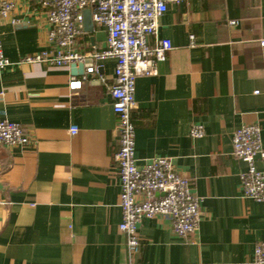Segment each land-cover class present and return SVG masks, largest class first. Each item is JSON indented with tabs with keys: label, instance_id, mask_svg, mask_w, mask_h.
I'll return each mask as SVG.
<instances>
[{
	"label": "crops",
	"instance_id": "1",
	"mask_svg": "<svg viewBox=\"0 0 264 264\" xmlns=\"http://www.w3.org/2000/svg\"><path fill=\"white\" fill-rule=\"evenodd\" d=\"M14 19H0L12 62L0 70V120L20 124L31 144L0 146V264H253L264 242V203L243 197L246 165L233 156V136L257 124L264 147V0L169 5L148 39L150 47L170 40L173 49L155 75L136 82L137 165L171 159L202 204L199 228L187 238L168 219H142L136 257L119 230L116 61L96 63L84 87L71 91L84 66L22 62L49 48L47 26L27 0ZM92 46L106 47L95 25L78 41L82 53ZM198 124L205 136L193 139ZM257 167L264 172V159Z\"/></svg>",
	"mask_w": 264,
	"mask_h": 264
},
{
	"label": "built area",
	"instance_id": "2",
	"mask_svg": "<svg viewBox=\"0 0 264 264\" xmlns=\"http://www.w3.org/2000/svg\"><path fill=\"white\" fill-rule=\"evenodd\" d=\"M24 0H0V19H14L15 10ZM40 12L46 22L48 49L22 59V62L43 63L57 67L82 65V78H72L69 90L84 87L86 75L97 71L96 63L116 61L115 84L111 88L113 109L118 117L119 151L115 156L120 182V209L122 222L119 230L127 237L129 254L136 257L142 240L138 229L142 219H168L179 238L193 235L199 228L202 199L183 178L171 159L155 157L139 168L135 157L136 127L132 110L136 105V82L140 77L157 73L158 64L173 49L170 40H158L150 47L148 39L157 37L159 21L169 5L184 0H27ZM91 10L92 22L106 33V47L92 46L88 52L78 50V41L84 33V11ZM239 21L232 20L231 26ZM191 45L195 37L190 36ZM264 46V41L261 42ZM0 42V70L11 66ZM76 127L70 129L75 135ZM202 125H193L190 136H205ZM31 144L23 127L9 120H0V146L26 147ZM233 156L246 165L240 176L245 199L264 203V172L257 167V159H264L261 128L257 124L240 127L233 136ZM253 264H264V242L257 245Z\"/></svg>",
	"mask_w": 264,
	"mask_h": 264
},
{
	"label": "water",
	"instance_id": "3",
	"mask_svg": "<svg viewBox=\"0 0 264 264\" xmlns=\"http://www.w3.org/2000/svg\"><path fill=\"white\" fill-rule=\"evenodd\" d=\"M93 22L91 17V10L84 11V27L85 29H89L90 31L93 30Z\"/></svg>",
	"mask_w": 264,
	"mask_h": 264
}]
</instances>
